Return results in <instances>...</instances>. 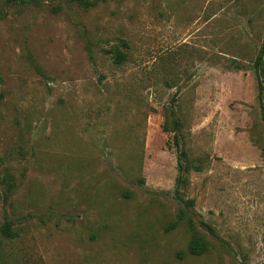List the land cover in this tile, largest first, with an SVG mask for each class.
Masks as SVG:
<instances>
[{
    "label": "rangeland",
    "instance_id": "374dc122",
    "mask_svg": "<svg viewBox=\"0 0 264 264\" xmlns=\"http://www.w3.org/2000/svg\"><path fill=\"white\" fill-rule=\"evenodd\" d=\"M87 1L0 0V264H264V0Z\"/></svg>",
    "mask_w": 264,
    "mask_h": 264
},
{
    "label": "trees",
    "instance_id": "16d2710c",
    "mask_svg": "<svg viewBox=\"0 0 264 264\" xmlns=\"http://www.w3.org/2000/svg\"><path fill=\"white\" fill-rule=\"evenodd\" d=\"M96 1V0H94ZM81 2V1H80ZM82 2H84V4L90 5L93 4V2H89L87 0H82ZM6 4H27V3H37V0H5ZM123 44H125L123 42ZM259 56L257 57L256 61H255V77H256V81H257V86L259 89V93H258V99L259 100V107H260V120L262 122V125L264 126V102H263V97H264V85L262 83V73H264V40L261 46V50L259 52ZM125 60V55L122 52L116 51L114 53V62L116 64H120ZM174 128L175 130H177L179 127V124L177 122L174 123ZM173 142L175 144V146L178 145V135L175 134L173 136ZM178 154L179 157L184 156V151L178 149ZM193 169V170H200V167L198 165H194L188 162H185V164L182 165H178V171H179V178L178 181L180 183H183L184 180L182 178V173L187 172L189 169ZM6 196V195H5ZM185 205H192V201H185L184 202ZM180 222H185L188 230L190 231V233H192V239H190L191 241L189 242L188 246H187V251L190 255L192 256H200L204 253L207 252L208 250V244L206 242V240H204V237L202 235H200L197 232L196 226L194 224V220L187 215V211L184 210L183 208L180 209L179 213L177 214V217L174 221H172L169 225H167V227L165 228V230H171L173 228H175L177 226L178 223ZM201 225H203L211 234H213L214 232L205 224L201 223ZM0 234L7 239H13L15 237H17V233L15 231L12 230L11 228V224L9 221H5L1 227H0Z\"/></svg>",
    "mask_w": 264,
    "mask_h": 264
}]
</instances>
